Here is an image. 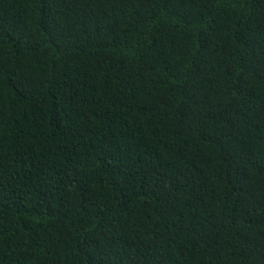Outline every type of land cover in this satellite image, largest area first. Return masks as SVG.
Returning a JSON list of instances; mask_svg holds the SVG:
<instances>
[{"label": "trees", "instance_id": "obj_1", "mask_svg": "<svg viewBox=\"0 0 264 264\" xmlns=\"http://www.w3.org/2000/svg\"><path fill=\"white\" fill-rule=\"evenodd\" d=\"M0 264H264V0H0Z\"/></svg>", "mask_w": 264, "mask_h": 264}, {"label": "clouds", "instance_id": "obj_2", "mask_svg": "<svg viewBox=\"0 0 264 264\" xmlns=\"http://www.w3.org/2000/svg\"><path fill=\"white\" fill-rule=\"evenodd\" d=\"M89 55V54H88ZM90 57H92V58H94V59H92V58H89V57H87L88 59H89V61L95 66V68H96V70H98V69H100L99 68V66H98V63H97V57H95V56H93V55H89ZM103 71H104V67L103 68H101V79H102V76H103ZM97 82H93L92 84H91V90L93 89V87L95 86V84H96Z\"/></svg>", "mask_w": 264, "mask_h": 264}]
</instances>
